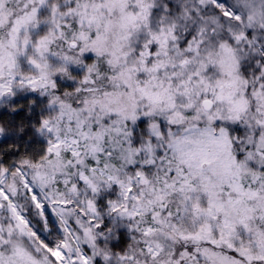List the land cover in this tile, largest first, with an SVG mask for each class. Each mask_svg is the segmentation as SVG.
Masks as SVG:
<instances>
[{"label": "snow or ice", "instance_id": "1", "mask_svg": "<svg viewBox=\"0 0 264 264\" xmlns=\"http://www.w3.org/2000/svg\"><path fill=\"white\" fill-rule=\"evenodd\" d=\"M0 264H264V0H0Z\"/></svg>", "mask_w": 264, "mask_h": 264}]
</instances>
